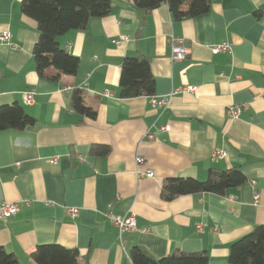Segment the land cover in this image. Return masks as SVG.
Returning a JSON list of instances; mask_svg holds the SVG:
<instances>
[{
	"label": "crops",
	"instance_id": "1",
	"mask_svg": "<svg viewBox=\"0 0 264 264\" xmlns=\"http://www.w3.org/2000/svg\"><path fill=\"white\" fill-rule=\"evenodd\" d=\"M20 2L0 0V33L9 31L16 44L0 40V105L18 103L35 121L0 130V205L17 206L0 219V245L18 264H37L30 251L41 244L76 249L78 264H132L133 245L155 257L205 250L209 264H228L230 244L264 224V26L253 15L264 0L215 1L208 12L177 20L166 4L145 15L132 0H112L107 15L56 37L79 66L53 80L35 71L37 23ZM170 34L190 46L186 58L170 59ZM223 41L231 49L212 53ZM137 54L150 61L151 96L187 85L195 91L172 94L166 105L153 106L150 96L121 98V63ZM73 89L94 118L71 108ZM26 90L34 92L31 104L23 101ZM232 105L242 106L235 119L226 114ZM94 145L109 151L92 153ZM214 148L225 155L212 159ZM233 166L246 180L224 194L161 198L168 177L203 180L210 169ZM129 211L136 230L119 238L107 214Z\"/></svg>",
	"mask_w": 264,
	"mask_h": 264
},
{
	"label": "trees",
	"instance_id": "2",
	"mask_svg": "<svg viewBox=\"0 0 264 264\" xmlns=\"http://www.w3.org/2000/svg\"><path fill=\"white\" fill-rule=\"evenodd\" d=\"M215 1L220 0H132L134 6L145 15L166 4L175 20L208 12ZM111 6L112 0H21V12L37 23L38 38L32 49L37 75L50 80L61 74L74 75L78 70L79 58L62 49L56 37L69 30L84 29L90 18L107 15ZM253 15L261 19L264 26V9L254 11ZM50 68L54 69L53 73L48 72ZM119 90L121 98L153 95L154 78L146 56L137 54L124 57L120 67ZM69 105L83 116L95 117V110L84 104L79 89L72 90ZM34 121L18 103L0 105V130H20ZM108 151L109 148L102 145H94L91 149L92 153L101 155H106ZM245 180L244 174L236 166L223 170L210 169L203 180L193 177L166 178L161 185L160 195L162 199L171 200L184 194H224ZM128 255L132 264H209L205 250L177 251L155 257L144 246L133 245ZM30 256L37 264H78L79 253L74 248L58 244H41L30 251ZM227 262L264 264V224L256 225L230 244ZM0 264H18L16 256L1 245Z\"/></svg>",
	"mask_w": 264,
	"mask_h": 264
},
{
	"label": "built area",
	"instance_id": "3",
	"mask_svg": "<svg viewBox=\"0 0 264 264\" xmlns=\"http://www.w3.org/2000/svg\"><path fill=\"white\" fill-rule=\"evenodd\" d=\"M0 40L7 42L11 48H15L16 44L11 41V34L9 31L4 30L0 33ZM168 45L170 47V59L172 61H178L186 58L191 53V48L188 44L185 43L184 38L180 36H176L174 34H170L167 38ZM231 49V43L223 41L218 44H214L211 46L212 53H218V52H228ZM69 87H64L63 90H67ZM196 86H179L175 88L172 92H170L167 95L162 96H150V102L153 106L155 105H166L168 98L175 93H184V92H193L195 91ZM23 101L26 104H31L34 99V92L32 90H26L23 92L22 95ZM242 110V106L240 105H232L226 108V114L230 118H237ZM161 130L168 131L169 126L163 125L160 126ZM146 137L148 139H152V134L148 133L146 134ZM225 155V152L223 150L214 148L211 151V158L216 159L218 157H222ZM55 161V160H53ZM144 161V158L141 156L136 157V162L138 164L142 163ZM147 176H152L153 172L151 170L146 171ZM253 203H256L258 200V192L254 191L253 195ZM17 211V206L15 204H8L5 202H2L0 205V219L4 217H8L10 215L15 214ZM67 213L74 217L78 213V208L76 207H68L66 209ZM108 219L110 222L116 227L117 229V235L120 238L124 233L131 232L136 230V218L135 214L132 211L126 212L124 214H114V213H108L107 214ZM199 227V225H198Z\"/></svg>",
	"mask_w": 264,
	"mask_h": 264
}]
</instances>
